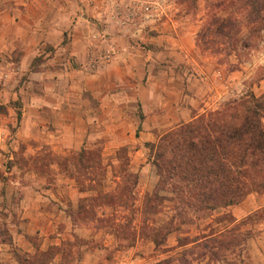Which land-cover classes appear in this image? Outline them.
I'll return each mask as SVG.
<instances>
[{
	"label": "rangeland",
	"instance_id": "obj_1",
	"mask_svg": "<svg viewBox=\"0 0 264 264\" xmlns=\"http://www.w3.org/2000/svg\"><path fill=\"white\" fill-rule=\"evenodd\" d=\"M194 1L175 0L184 3L185 12L193 11ZM201 1L202 20L198 37L197 32L194 37L197 55H182L184 60L176 62L172 57L160 61L155 74L171 84L165 89L155 76V83L150 84L155 93L153 101L149 97L141 101L128 97L117 102L121 106L119 115L107 109L106 116L101 107L108 102L104 104L74 84L70 90L87 101L96 117L89 122V133L78 147L56 152L49 143L40 144L39 140H13V130L21 118L20 99L49 90L34 70L40 67L42 56L52 53L51 46L43 45V51L34 54L24 71L18 75L12 72L6 86L0 79V102L7 99L9 107H0V112L8 115L0 116V239L4 237L0 240V264H264V188L247 192L235 203L195 209L188 203L193 198L186 191L178 197L172 191L174 180H157L152 150L145 144L230 100L264 92V80H260L264 75V0L259 12L262 19L254 22H250L247 6L238 2L221 8L211 5L214 0ZM209 10L221 15L228 12L235 20L217 33L215 40L209 34L200 35ZM136 40L132 44L145 48L142 39ZM72 56L73 64L79 66L76 55ZM10 57L15 61L17 54ZM196 58L201 62L196 64ZM167 67L184 69L191 79L218 69L225 86L214 92L211 77L203 79L202 86L211 88V104L205 109L194 88H183L199 101L190 107L184 103V96L174 99L179 84L175 78H167ZM49 68L56 71L63 69V64L58 61ZM144 73L142 78L137 74L138 85L150 81L148 71ZM184 107L187 115L182 116L178 111ZM44 123V128H54L51 121ZM80 148L86 155L77 168L75 156ZM76 170L75 180L70 173ZM59 175L64 181L56 178ZM107 191L129 196L127 203L118 202L119 197L100 201L97 195ZM146 194L153 197L145 203ZM59 207L63 211L56 222ZM163 223H168L170 230L156 243L153 238L158 233L153 229ZM19 224L17 228L24 232L12 242L8 229Z\"/></svg>",
	"mask_w": 264,
	"mask_h": 264
},
{
	"label": "crops",
	"instance_id": "obj_2",
	"mask_svg": "<svg viewBox=\"0 0 264 264\" xmlns=\"http://www.w3.org/2000/svg\"><path fill=\"white\" fill-rule=\"evenodd\" d=\"M183 4H177L175 0H0V79L4 86L12 72L18 75L28 67L34 54L43 51V45L53 49L50 55L42 56L40 67L34 70L35 76L47 84L49 90L20 99L21 118L13 130L16 136L13 140L18 143L39 140L40 144L49 143L56 152L78 147L89 133V122L96 117L94 109L86 105L87 101L70 90L76 83L103 103L108 102L101 107L106 116L107 109L119 115L121 106L117 102L128 97L134 99L135 96L140 101L149 97L151 100L155 93L150 84L155 83L152 81L156 76L155 67L161 60L172 57L176 62L184 60L182 55H197L194 37L202 20V1L193 2V13L185 12ZM145 6L147 9H144ZM63 35L66 40L62 39ZM138 38L145 42V48L138 49L132 44ZM105 50L111 52L110 58L102 68H94L92 58ZM12 53L17 54L15 61L10 57ZM73 54L78 58L79 66L73 64ZM176 54L179 56L174 57ZM196 60V64L201 62L199 58ZM58 61L63 64V69L51 70L49 65ZM167 68V78H175L174 81L179 84L174 90L178 95L174 99L184 96V103L190 107L197 106L199 101L192 98L190 92H183V88L189 91L194 88L207 106H201L205 109L211 104L208 100L210 87L214 86L215 92L217 87L225 86L222 82L224 77L218 69L203 72L199 77L192 76L191 79L184 69ZM147 71L150 81L148 79L149 82L138 85L137 74L142 78ZM157 76L156 81L167 89L171 82L166 83ZM209 77L213 83L204 88L202 84ZM184 79L193 82L192 85H187ZM260 80H264V75ZM1 100L0 106L8 110L7 99ZM185 108H180L178 113L187 115ZM0 116L5 118L8 115L0 112ZM49 121L54 128L43 127L44 122ZM60 176L56 178L64 181ZM68 185L70 183L65 186ZM61 211L60 207L57 208L56 222ZM53 221L51 219L50 222ZM18 226L21 225L8 229L12 242L24 232Z\"/></svg>",
	"mask_w": 264,
	"mask_h": 264
},
{
	"label": "trees",
	"instance_id": "obj_3",
	"mask_svg": "<svg viewBox=\"0 0 264 264\" xmlns=\"http://www.w3.org/2000/svg\"><path fill=\"white\" fill-rule=\"evenodd\" d=\"M234 2L247 6L250 22L262 19L259 14L261 0H214L211 5L225 8ZM234 22L228 12L221 15L209 10L200 35L209 34L215 40L217 33ZM261 118L264 120V92L258 96L250 94L238 101L230 100L217 109L167 129L155 142H145L152 150L157 180H174L172 191L177 197L186 191L193 198V202L188 200V203H192L195 209L235 203L247 192L264 188V129ZM85 155L80 148L75 156L77 168L82 166ZM70 174L75 180L78 178V170ZM118 197V202L126 204L129 196L109 191L97 195L100 201H112ZM152 197L146 194L144 202ZM168 223L153 229L158 233V237L153 238L154 242H159L170 230Z\"/></svg>",
	"mask_w": 264,
	"mask_h": 264
},
{
	"label": "built area",
	"instance_id": "obj_4",
	"mask_svg": "<svg viewBox=\"0 0 264 264\" xmlns=\"http://www.w3.org/2000/svg\"><path fill=\"white\" fill-rule=\"evenodd\" d=\"M144 9H147L145 6ZM111 56V52L109 50L99 51L93 58H92V65L94 68H102L104 64L108 61Z\"/></svg>",
	"mask_w": 264,
	"mask_h": 264
}]
</instances>
